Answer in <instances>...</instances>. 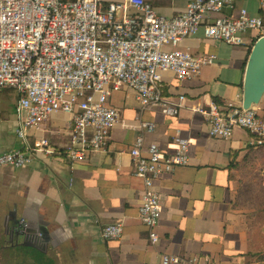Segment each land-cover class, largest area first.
I'll use <instances>...</instances> for the list:
<instances>
[{
  "label": "crops",
  "instance_id": "0c3cea01",
  "mask_svg": "<svg viewBox=\"0 0 264 264\" xmlns=\"http://www.w3.org/2000/svg\"><path fill=\"white\" fill-rule=\"evenodd\" d=\"M149 1L167 17L188 4ZM241 8L264 18L262 0H236V8L226 7L223 13L231 15ZM257 34L244 33L241 45L207 40L202 29L183 40L182 48L217 59L195 78L164 72L166 98L187 97L186 106L174 115L159 107L142 109L133 90L114 93L110 101L121 119L108 150L78 161L64 154H37L23 167L0 165V264H21L24 239L14 231L22 218L45 238L46 256L53 264H162L163 254L208 255L218 264H264V147H255L253 136L243 128L229 139L211 136L209 121L195 110L211 102L243 106L246 69ZM18 101L15 90H0V155L41 137L66 149L72 115L55 112L22 139L17 134L23 126ZM255 106L264 114V95ZM142 121L154 122L156 129L141 130ZM177 132L191 141L190 163L156 181L162 212L160 241L152 245L140 218L145 184L135 174L130 148L142 133L146 145L157 143L170 154ZM112 222H122L124 233L106 241L101 230Z\"/></svg>",
  "mask_w": 264,
  "mask_h": 264
},
{
  "label": "built area",
  "instance_id": "2783aa9c",
  "mask_svg": "<svg viewBox=\"0 0 264 264\" xmlns=\"http://www.w3.org/2000/svg\"><path fill=\"white\" fill-rule=\"evenodd\" d=\"M264 7V0H262ZM236 0H188L186 9L167 17L149 0H0V90L19 94L17 114L23 126L17 130L39 129L55 112L72 115L69 145L55 148L46 137L36 138L24 148L0 155V165L23 167L37 154L66 155L73 161L108 150L112 132L121 119L111 104L114 93L135 91L142 109L159 107L174 115L186 106L187 97L177 101L165 96L164 72L180 78L199 76L213 64L214 54H195L181 47L186 38L203 30L207 40L230 45L244 43V33L264 36V18ZM210 123L209 133L229 139L237 128L253 136V144H264V118L256 106L245 109L233 103L211 102L196 107ZM138 127L152 132L156 124L142 121ZM190 139L180 132L173 138L174 151L165 154L157 143L145 144L139 134L130 148L135 174L144 180L140 218L152 245L158 244L162 196L156 181L164 173L190 163ZM264 177V172H263ZM264 183V181H263ZM124 224H105L101 237L118 240ZM162 264H218L208 255L182 257L163 254Z\"/></svg>",
  "mask_w": 264,
  "mask_h": 264
},
{
  "label": "water",
  "instance_id": "95a60500",
  "mask_svg": "<svg viewBox=\"0 0 264 264\" xmlns=\"http://www.w3.org/2000/svg\"><path fill=\"white\" fill-rule=\"evenodd\" d=\"M264 95V36L260 37L250 54L246 77L244 82V102L243 107L249 109L254 105H258ZM15 234L19 238L24 239L25 244H32L35 241L42 239L37 232L28 227L27 221L22 218L17 227ZM36 244V243H34ZM33 244V245H34Z\"/></svg>",
  "mask_w": 264,
  "mask_h": 264
},
{
  "label": "flooded vegetation",
  "instance_id": "af4514ba",
  "mask_svg": "<svg viewBox=\"0 0 264 264\" xmlns=\"http://www.w3.org/2000/svg\"><path fill=\"white\" fill-rule=\"evenodd\" d=\"M34 243H36V244H34ZM34 243L25 244L24 241L21 242L20 247L22 245H24V246H27V247H31V249H30L31 251H33L32 248H34L36 250V251H33V252H35L34 255H27L26 254L27 256L24 255L23 259L24 260H28L30 262V264H38V263H41L42 261H45L47 263H53L46 256L45 238L42 237V239H40L38 241H35Z\"/></svg>",
  "mask_w": 264,
  "mask_h": 264
},
{
  "label": "rangeland",
  "instance_id": "374dc122",
  "mask_svg": "<svg viewBox=\"0 0 264 264\" xmlns=\"http://www.w3.org/2000/svg\"><path fill=\"white\" fill-rule=\"evenodd\" d=\"M23 242V241H22ZM21 252H22V260H21V264H30V262L28 261V260H24L23 259V256L24 255H34V253L35 252H33V251H36L34 248H32V250L33 251H31L30 249H31V247H27V246H24V245H22L21 247ZM28 252V253H27ZM26 255V256H27ZM10 264H13V263H11L10 262ZM38 264H53V263H47V262H45V261H42L41 263H38Z\"/></svg>",
  "mask_w": 264,
  "mask_h": 264
},
{
  "label": "trees",
  "instance_id": "16d2710c",
  "mask_svg": "<svg viewBox=\"0 0 264 264\" xmlns=\"http://www.w3.org/2000/svg\"><path fill=\"white\" fill-rule=\"evenodd\" d=\"M229 15V14H228ZM251 51H252V49H251ZM218 104H220V102H218ZM222 105V104H221ZM263 118H264V114H263ZM254 146L255 147H259V148H261V147H264V144L263 145H258V144H254Z\"/></svg>",
  "mask_w": 264,
  "mask_h": 264
}]
</instances>
